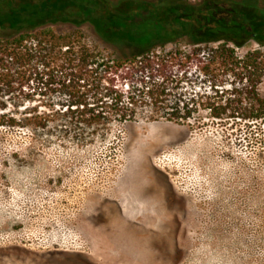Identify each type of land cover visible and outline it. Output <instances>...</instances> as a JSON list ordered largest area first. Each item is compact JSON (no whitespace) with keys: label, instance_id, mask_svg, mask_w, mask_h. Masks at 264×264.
<instances>
[{"label":"rangeland","instance_id":"rangeland-1","mask_svg":"<svg viewBox=\"0 0 264 264\" xmlns=\"http://www.w3.org/2000/svg\"><path fill=\"white\" fill-rule=\"evenodd\" d=\"M0 264H264V140L205 111L0 128Z\"/></svg>","mask_w":264,"mask_h":264},{"label":"trees","instance_id":"trees-1","mask_svg":"<svg viewBox=\"0 0 264 264\" xmlns=\"http://www.w3.org/2000/svg\"><path fill=\"white\" fill-rule=\"evenodd\" d=\"M85 24L113 56L58 28ZM200 111L264 140V0H0V128L180 123Z\"/></svg>","mask_w":264,"mask_h":264}]
</instances>
